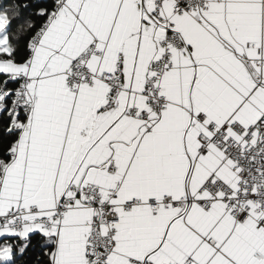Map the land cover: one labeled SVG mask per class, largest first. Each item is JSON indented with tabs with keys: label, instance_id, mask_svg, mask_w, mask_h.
Returning a JSON list of instances; mask_svg holds the SVG:
<instances>
[{
	"label": "snow or ice",
	"instance_id": "snow-or-ice-1",
	"mask_svg": "<svg viewBox=\"0 0 264 264\" xmlns=\"http://www.w3.org/2000/svg\"><path fill=\"white\" fill-rule=\"evenodd\" d=\"M0 264H264V0H0Z\"/></svg>",
	"mask_w": 264,
	"mask_h": 264
}]
</instances>
